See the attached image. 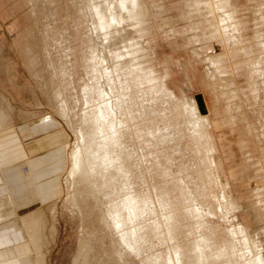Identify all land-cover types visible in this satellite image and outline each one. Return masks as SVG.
Segmentation results:
<instances>
[{
    "label": "rangeland",
    "instance_id": "374dc122",
    "mask_svg": "<svg viewBox=\"0 0 264 264\" xmlns=\"http://www.w3.org/2000/svg\"><path fill=\"white\" fill-rule=\"evenodd\" d=\"M91 128L119 145L86 182L70 155ZM14 131L64 155L20 214L34 264H264V0H0V135Z\"/></svg>",
    "mask_w": 264,
    "mask_h": 264
},
{
    "label": "crops",
    "instance_id": "0c3cea01",
    "mask_svg": "<svg viewBox=\"0 0 264 264\" xmlns=\"http://www.w3.org/2000/svg\"><path fill=\"white\" fill-rule=\"evenodd\" d=\"M16 133L0 135V201H8L14 212V217L0 221V264H34L33 242L23 223L28 215L20 214L36 203L38 193L52 192L53 177L48 182H42L41 173L47 167L48 160L54 161L56 168L62 165L64 155L57 153L61 146L52 151L58 144L53 145L48 141L50 137L42 148L34 145L30 150L28 142L34 137L17 136ZM13 145L18 149L16 154L12 152L15 149Z\"/></svg>",
    "mask_w": 264,
    "mask_h": 264
},
{
    "label": "bare ground",
    "instance_id": "6f19581e",
    "mask_svg": "<svg viewBox=\"0 0 264 264\" xmlns=\"http://www.w3.org/2000/svg\"><path fill=\"white\" fill-rule=\"evenodd\" d=\"M121 5V4H120ZM122 7V6H121ZM116 107V106H115ZM106 108V107H105ZM186 110L184 111L185 113H187L188 112V114H190V112L192 111V113H193V117L192 118H194V121H193V123H189V125L190 126H192V129H193V131H194V129L198 126V125H200V127L202 128V129H209V122H208V119L206 118V117H200V116H198L197 115V111L199 110V113H200V115H205L206 114V112H202V111H200V109H199V107H198V110L197 109H195V107L193 108V109H190V108H188V107H184ZM100 110H101V108H99ZM120 109V108H119ZM189 109L191 110V111H189ZM110 110H111V108H110ZM102 111H103V109H102ZM107 112H109V111H107ZM98 113V112H97ZM94 114V113H93ZM122 114V113H121ZM120 114V115H121ZM104 115H105V112H104ZM104 115H102V113H101V115H100V118H102ZM107 115H110V114H107ZM191 115V114H190ZM190 115H189V119H190ZM90 116H93V115H90ZM96 116V115H95ZM115 116V115H114ZM187 116V115H186ZM106 117V116H105ZM86 118V117H85ZM92 118V117H91ZM111 118V117H110ZM93 120H91L92 122H90V123H93L94 125L96 124V119H97V117H95V119L94 118H92ZM99 119V118H98ZM98 119H97V121H98ZM102 119H104V117L102 118ZM106 119V118H105ZM104 119V120H105ZM84 120V119H83ZM87 120V119H86ZM125 120V119H124ZM188 120V119H187ZM88 121H89V118H88ZM101 121V120H100ZM84 122H85V120H84ZM87 122V121H86ZM95 122V123H94ZM103 122V121H102ZM86 124H89L88 122L86 123ZM102 124V123H101ZM94 125H92L93 127H94ZM97 125V124H96ZM103 125V124H102ZM98 126V125H97ZM99 126H100V124H99ZM91 127V126H90ZM199 127V126H198ZM120 129V128H119ZM204 129V130H205ZM195 130H197V129H195ZM201 130V129H200ZM83 132V131H82ZM113 132H115V131H113ZM198 132V131H197ZM100 133L101 132H98L96 129H93V128H91V129H89V132L88 133H84V135L83 136H85L87 139H92L91 140V142H89V141H85V143H86V145L84 146V148H82V149H77L76 151H74L70 156H71V161H72V168H71V172H70V176L72 177V178H75V177H77V178H79V179H82L83 181H86V182H88L89 181V174H90V172L89 171H92V169H94V168H92V166L93 165H95L94 164V154L95 155H97V153H100V154H103V155H105V151H106V149H107V147L108 146H115L114 148H117L118 147V145H119V138L117 137L118 135H110V136H108L107 137V135H105V140H102L101 139V141L99 142H97V141H95V140H97V139H100V137H99V135H100ZM193 133V132H192ZM122 135V134H121ZM82 136V135H81ZM102 137H103V135H102ZM84 138V137H83ZM82 138V139H83ZM93 141H95V142H93ZM121 143V142H120ZM107 156V155H106ZM105 156V157H106ZM114 156V155H113ZM105 157H102L101 156V158H100V161L103 163L105 160ZM119 158V157H118ZM107 161V160H106ZM123 171V170H122ZM130 171V170H129ZM96 175V174H95ZM91 180V179H90ZM94 180V182H95V179H93ZM107 181V180H106ZM76 182V181H75ZM107 183V182H106ZM94 185V184H93ZM102 185H105L104 183L102 184ZM84 186H86V185H84ZM107 186V185H106ZM79 187V186H78ZM87 187H89V186H87ZM107 188H108V186H107ZM83 189V188H82ZM81 189V190H82ZM101 189H103V188H101ZM111 189V188H110ZM77 191H79L78 189H76ZM84 190V189H83ZM105 190V189H104ZM106 190H108V189H106ZM106 190H105V192H106ZM101 191H103V190H101ZM116 191V190H115ZM109 192V191H108ZM88 193V192H87ZM112 193V192H111ZM109 194H110V192H109ZM112 195V194H111ZM223 196V195H222ZM123 197V196H122ZM223 198H224V196H223ZM108 199H109V197H108ZM113 200V199H112ZM129 200V199H128ZM224 200H225V198H224ZM12 201V200H11ZM110 201V200H109ZM133 201V200H132ZM131 201V202H132ZM130 204V203H129ZM125 205V204H124ZM229 205V204H228ZM127 206H129L128 204H127ZM136 203H131V205H130V207H128L129 209H128V212H127V215H128V217H135L134 216V213L136 212V210H141V209H137L136 207ZM111 211H109L108 213H109V216L112 218V222H113V226H114V229L117 231V232H122L123 231V229H124V222H125V219H124V215H122V213H123V207L119 204V205H115V206H112L111 205ZM138 207V206H137ZM142 207V206H141ZM144 208V207H143ZM125 209H127L126 207H125ZM125 212H126V210H125ZM124 212V213H125ZM137 212H139V211H137ZM135 215H137L136 213H135ZM10 217H14V212L10 209V203L8 202V201H6V200H1L0 201V221H5V220H7V219H9ZM111 218H110V220H111ZM27 218H25V219H23V223L24 224H27V220H26ZM139 219V218H138ZM28 221H30V220H28ZM104 221V220H103ZM111 222V221H110ZM111 222V223H112ZM35 224V223H34ZM28 225H30V224H28ZM27 225V226H28ZM36 225V224H35ZM106 226V225H105ZM112 226V225H111ZM29 227V226H28ZM133 228V227H132ZM31 230V229H30ZM37 230V229H36ZM29 232V231H28ZM233 232V231H232ZM37 233V232H36ZM29 235H30V233H29ZM230 236V235H229ZM236 236V235H235ZM130 241V240H129ZM126 242H128V241H126ZM252 243V242H251ZM257 243H258V241H257ZM130 245H132V244H130ZM261 245V244H260ZM82 249H83V247H82ZM134 249V248H133ZM200 255H202V253H199ZM262 254V253H261ZM217 257H220V256H217ZM201 257H199V259H200ZM244 259H243V262H245L244 264H262V262H261V260L258 258V257H256V256H254L253 254H251L250 256H246V257H243ZM263 258V257H262ZM38 260V259H37ZM84 260V259H83ZM39 261V260H38ZM200 261V260H199ZM83 262V261H82ZM241 263H242V261H241ZM83 264H85V263H83Z\"/></svg>",
    "mask_w": 264,
    "mask_h": 264
},
{
    "label": "water",
    "instance_id": "95a60500",
    "mask_svg": "<svg viewBox=\"0 0 264 264\" xmlns=\"http://www.w3.org/2000/svg\"><path fill=\"white\" fill-rule=\"evenodd\" d=\"M197 103H198V107H199L200 111L204 112L200 98H198Z\"/></svg>",
    "mask_w": 264,
    "mask_h": 264
}]
</instances>
